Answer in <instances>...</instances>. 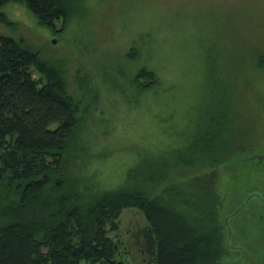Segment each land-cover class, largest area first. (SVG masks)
I'll use <instances>...</instances> for the list:
<instances>
[{
    "label": "rangeland",
    "instance_id": "obj_1",
    "mask_svg": "<svg viewBox=\"0 0 264 264\" xmlns=\"http://www.w3.org/2000/svg\"><path fill=\"white\" fill-rule=\"evenodd\" d=\"M68 1L75 10L58 34L18 2L4 7L13 24L0 23V34L39 51L84 100L75 138L81 150L69 169L117 187L141 154L169 157L224 103L247 146L241 158L175 167L171 176L189 179L202 170L213 179L226 198L222 218L249 198L229 218L226 260L264 264V159L251 158L264 153V0ZM142 68L160 84L139 90L134 78ZM145 225L139 208L123 209L120 257L130 263L149 264Z\"/></svg>",
    "mask_w": 264,
    "mask_h": 264
},
{
    "label": "trees",
    "instance_id": "obj_2",
    "mask_svg": "<svg viewBox=\"0 0 264 264\" xmlns=\"http://www.w3.org/2000/svg\"><path fill=\"white\" fill-rule=\"evenodd\" d=\"M10 2L25 4L56 34L75 10L68 0H0L6 26L13 24L4 10ZM134 83L150 90L160 79L142 68ZM85 108L55 64L0 34V264H133L120 257L125 208L146 218L140 234L149 264H225L232 248L225 196L202 170L189 179L171 176L175 167L241 158L247 146L224 103L169 157L141 154L109 189L68 167L81 150L75 138Z\"/></svg>",
    "mask_w": 264,
    "mask_h": 264
},
{
    "label": "water",
    "instance_id": "obj_3",
    "mask_svg": "<svg viewBox=\"0 0 264 264\" xmlns=\"http://www.w3.org/2000/svg\"><path fill=\"white\" fill-rule=\"evenodd\" d=\"M55 41V40H54ZM251 158H257L258 159V161L260 162V161H262L263 159H264V153H262V154H257V155H253ZM248 199L249 198H247L239 207H238V209L236 210V211H234L232 214H229V215H227L226 217H225V222L227 223V225L229 226V236H228V239H227V244H229L230 246H232L231 244H230V242H229V240H230V237H231V233H232V229H231V227H230V225H229V218L233 215V214H235V213H237L243 206H244V204L248 201ZM225 264H228V261L225 263Z\"/></svg>",
    "mask_w": 264,
    "mask_h": 264
}]
</instances>
